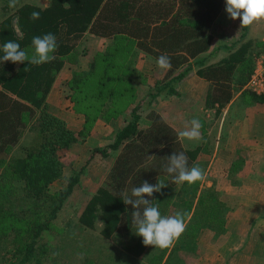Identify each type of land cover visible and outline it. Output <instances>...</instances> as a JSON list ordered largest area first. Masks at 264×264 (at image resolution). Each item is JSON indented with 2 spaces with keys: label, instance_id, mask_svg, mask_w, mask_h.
Here are the masks:
<instances>
[{
  "label": "trees",
  "instance_id": "1",
  "mask_svg": "<svg viewBox=\"0 0 264 264\" xmlns=\"http://www.w3.org/2000/svg\"><path fill=\"white\" fill-rule=\"evenodd\" d=\"M0 1L4 3L0 15V264H62L54 257L57 251L63 261L68 259L63 264H145L140 257L150 245L145 246L136 234L135 209L123 202V194L131 195L132 188L144 181L167 185L145 196L162 216L186 214L185 231L147 264H169L175 256L177 264H187L202 230L217 236L226 233L229 207L216 181L207 185L206 177L191 185L175 184L166 172L167 157L183 152L189 168L197 165L207 175L208 160L203 155L212 153L214 144L211 148L203 139L186 146L156 108L147 114L150 124L140 127L143 101L137 92L143 76L136 64L141 53L155 60L167 55L171 60L165 80L147 93L149 106L163 93L178 95L176 85L196 70L210 83L205 103L218 116L236 94L245 97L247 104H264V95L245 88L256 58L264 53L263 35L250 36V25L241 26L237 39L227 45L228 54L209 62L206 54L213 44V27L226 0H50L47 6L23 1L15 9L8 6L9 0ZM34 11L40 13L37 20L31 19ZM48 33L55 35L58 45L51 62H3L6 42L18 43L31 57L33 37ZM90 34L110 43L96 53L88 69L76 68L68 80L74 108L87 117L76 131L51 111L48 96L66 63L77 62ZM130 106L131 115L114 141L90 156L92 160L97 151L109 156V148L116 152L106 180L78 221L69 219L48 238L83 171L72 169L67 177L63 154L86 139L98 117L118 118ZM243 163L239 157L232 164L231 180ZM60 179L67 185L53 190ZM99 221L101 236L95 238L90 229H96ZM114 237L124 238L121 246L109 243ZM95 255L98 259H92Z\"/></svg>",
  "mask_w": 264,
  "mask_h": 264
},
{
  "label": "rangeland",
  "instance_id": "2",
  "mask_svg": "<svg viewBox=\"0 0 264 264\" xmlns=\"http://www.w3.org/2000/svg\"><path fill=\"white\" fill-rule=\"evenodd\" d=\"M23 1L40 4L42 6H47L50 3V0H20L19 3ZM3 4L4 3L0 1V15L4 11ZM222 20H230V25H228L230 28L226 30L225 34L227 43H229L227 45H230V43L232 44L240 34L241 21L239 18L235 20L230 19L227 12L223 14ZM217 32H219V30ZM260 34L264 37V19L254 22L252 25H250V36H256ZM88 36L89 37H87L85 41L86 48H84L82 52H79L80 54L77 55V62H68L67 66L64 68V71L60 73V79L57 82L55 91H52L49 99L51 111L64 118L68 122V125L76 131L83 128L87 117L82 112L81 113L83 115L79 114L80 112H77L74 108V102L71 96L72 91L70 90L68 80L73 76V72L74 70H76V68L88 69L89 64L96 56V53L104 50L110 43L109 39L101 37L98 38L92 35ZM156 61L157 60L150 57L148 58L143 53H141L136 64L138 70L143 76L142 82L138 84L139 91L137 92L139 98L143 101V107H141L140 109V127H146L147 124L150 123L147 114L152 108L160 110L164 114L166 119L171 122V124H175L180 132L186 130V128L190 129L191 120L193 118H197L202 124V128L200 131L203 136L204 142H206L205 144L207 145L209 143L211 148H213V144L214 146H217V141L220 140L219 136L222 129L223 131L226 130L228 133L231 130L234 131L236 129V125L240 122V119L242 121L247 120L246 124H250L251 121L253 123L255 122V120L252 119V116H250V114L245 111L247 108V104L246 98L243 96H240L239 98L234 100L230 109L228 110L226 108L225 110H223L222 114L218 116H216L215 114V109H209L207 111L205 110L206 99L203 95L199 97L197 106H193L194 103H191V100H189L188 92L184 93L182 97L181 95L177 94L163 93L159 96V98H156L151 106H149V96L147 95L148 91L151 88H154L159 81H162L163 79L165 80V75L167 74V70L160 69ZM192 84L197 85L199 83L192 82ZM179 88L180 86H178L177 84V91H179ZM200 88V85L197 86L198 90H200ZM64 98L68 99L66 101H68L69 104L64 101ZM259 106H262L261 109L264 111V104ZM251 108L249 109H257L256 107L253 108V106ZM131 109L132 106L126 108L123 115L112 120H105L103 119V117H98V119L94 120L90 134L85 137L86 139L80 140L63 154L64 159L67 163V167L65 168V174L67 175V177L72 174V169H83V171L81 174L80 183L76 185L74 192L65 203L63 209L60 211L58 220L53 225L52 232L48 234V238L52 239L54 236L53 233L59 231L69 219L78 221V216L82 213L84 206L89 202L93 194L97 192L98 188L106 180L112 165L113 157L116 152L113 149L109 148V156H105L100 151H97L94 154L92 160L90 159V156L92 153H94V150L98 148L105 149L114 141L115 133L117 132V130L122 128L127 123L131 115ZM261 114L264 115V112H262ZM261 121L262 122H259L258 126L263 131L264 120ZM203 124H205V126ZM79 126L80 128H78ZM204 131L206 132L203 133ZM242 133H248L249 136H251L255 132L252 131V129H249L244 130V132ZM25 139H27V137ZM182 139L186 146H194L200 142L196 140H188L186 138ZM257 146L254 148L252 147V149H246L247 152H245L246 150L244 148L232 147L220 151V149H217L215 147V151L213 150L212 153L203 155V157L208 160L206 183L209 185L210 182L208 181H216V186L221 191L222 199L227 203L229 207V210L227 212V232L223 235L217 236L213 231L209 229L202 230L199 237L200 240L198 241V248L195 252H192L189 255L187 264H232V262L234 261V256L237 257L236 255L242 252L244 254V251V255L247 256V260L243 261L244 263L241 264H259L257 263L258 261L254 259L255 253H259L262 256V261L259 260V262L264 264V252H256L257 249H254L259 245L256 244L257 237L263 238V244L260 245H264V226H250L254 219H257V217H260L262 215L264 216V211H262L264 210V140L262 141V144H258ZM217 151L219 157H221V159H224V162H228L227 166H225L224 169L226 167L232 166V160L239 159L236 158L237 154L239 156H241V154H243L245 157L247 156L246 159L251 160V165L243 164L242 167H240V169L234 174V176L232 175V180L225 178L223 179L222 175H219V178L221 180H217L218 178L212 179L214 178L212 176L214 174L211 173H215V170L217 169V165H215V159L218 157V154L216 155ZM249 151H253V153ZM255 159H258V162H256V166L261 169V172H257V168H254ZM211 162H213L212 168L210 167ZM245 166L247 169H249L248 172H244L243 174L241 173V170L243 171V168ZM243 175L245 176V179L243 178ZM235 181H238V184H236L237 182ZM66 185L67 181L64 179H60L54 182V184L52 185V189L54 190L63 188ZM256 221L258 222V220ZM97 226L98 227L96 229H90L94 230V235H92L93 237L95 235H97V237L101 236L100 221L97 223ZM234 235H238L240 239L244 236H247V243L242 247L240 244H237L236 241H234L233 243L229 242V238L233 237ZM108 241L110 244L112 243L116 246H121L124 238L120 237L117 239L116 237H114L113 239L110 238ZM84 243L85 242H83L82 245H84ZM239 246L240 248H237ZM159 251V247L150 245L148 247V251L140 257V261L145 264L149 263L152 257L158 254ZM67 252H69V250H67ZM253 252L255 253L253 254ZM59 255H61V251H57L54 257H58L57 260L61 261L62 264L68 261V259L63 261L60 258L62 256ZM95 258L98 259L97 255L92 257V259ZM164 263L165 262H163L162 264ZM177 263L178 262L176 256L169 261V264ZM235 264H237L236 261Z\"/></svg>",
  "mask_w": 264,
  "mask_h": 264
},
{
  "label": "clouds",
  "instance_id": "3",
  "mask_svg": "<svg viewBox=\"0 0 264 264\" xmlns=\"http://www.w3.org/2000/svg\"><path fill=\"white\" fill-rule=\"evenodd\" d=\"M19 2L20 0H9L8 6L15 9ZM226 12L230 19L239 18L241 26H249L264 19V0H226ZM39 17V12L31 13V19L37 20ZM32 44L35 53L29 57L26 51L21 50L18 43L6 42L3 45V62L11 61L18 64L27 61L33 65H41L55 59V56L51 54L57 50L58 45L56 37L52 33L45 34L43 37H33ZM156 63L163 70H169L172 67L171 60L167 55L159 56ZM190 123L191 128L179 132L178 136L188 140H203L200 120L193 118ZM167 159L166 172L173 176L175 184L187 182L191 185L206 178V173L201 167L194 165L189 168L188 159L183 152H175ZM166 186L160 180L155 185L144 181L141 186L132 188L131 195L123 194V202L135 209L132 212V223L137 227L136 234L143 237L145 246L169 248L185 231V213L178 212L174 216H162L159 208L153 206L150 200L145 199L146 195L151 197L154 193L161 192Z\"/></svg>",
  "mask_w": 264,
  "mask_h": 264
},
{
  "label": "crops",
  "instance_id": "4",
  "mask_svg": "<svg viewBox=\"0 0 264 264\" xmlns=\"http://www.w3.org/2000/svg\"><path fill=\"white\" fill-rule=\"evenodd\" d=\"M225 12H226V3H225V7L223 8V11L221 12L220 16L217 18V20H216V22L214 24V27H213V35H214L213 44H212V47L209 50V52L206 54V55H208L209 62L219 61L221 58H223L224 56H226L228 54V50L229 49H228V47L226 45L229 44V43H227V38L225 37V34H226V30H228L230 28L228 26V25H230V20H226V21L222 20L223 14ZM218 30H219V32H217ZM90 36H91V34H90ZM92 36H94V35H92ZM96 37H98V36H96ZM67 64L68 63H66V65L63 67V69L60 71V73H62L64 71V68L67 66ZM60 73L57 76V79H56L55 83L53 84V87H52V89H51V91L49 93L48 101L50 99V94L52 93V91L53 90L55 91L57 82L60 79ZM190 76H192V77H190ZM192 82L193 83H195V82L197 83L198 82L199 84L194 85V84H192ZM209 84H210L209 81H207L206 79L202 78L196 72V70H193V72L191 71V73H189L183 81L178 83V86H180L179 91H178L179 92L178 95H181V97H182V95H184V93L188 92L189 100H191V103H194L193 106H197V102H198L199 97H201L203 95L205 97V99H206V96H207V93H208V90H209ZM199 85L201 86L200 90L197 89V86H199ZM239 97H240V94H236L235 97L233 98V100L225 108H223V110H225L226 108L229 110L231 105H232V103L234 102V100H236ZM157 98H159V96ZM66 100H68V99L64 98V101L69 104V102L66 101ZM259 105H263V104H261V103L247 104V108L245 110V111H247L248 114H250V116H252V119L255 120L254 123L251 121L250 124H246L247 120H243L242 121L240 119V122L236 125V127H235L236 129L234 131L231 130L228 133L226 130L223 131V129H222L221 130V134L219 136L220 140L217 141L218 144L215 147L217 149H220V151H222L223 149H226V148L229 149V148H232V147H234V148L235 147L244 148L246 150L248 148L252 149V147L254 148L258 144L259 145L262 144V141L264 140V129L262 131V129L259 128L258 125H259V122H262L261 120H264V115L261 114L264 111L261 109L262 106H259ZM252 106H253V108L256 107L257 109L250 110L249 108H251ZM205 108H206L205 109L206 111L210 109V108H207V107H205ZM223 110H222V112H223ZM215 112H216V109H215ZM79 114L83 115L82 113H79ZM169 123H171V122H169ZM252 123H253V125H252ZM256 123H257V125H256ZM149 124H147V126ZM172 125L180 132V130L175 126V124H172ZM78 128H80V126ZM249 129H252V131L255 132L253 135H251L253 137L249 136L248 133L247 134L242 133V132H244V130H249ZM222 135H223V137H222ZM257 147H259V146H257ZM215 149H214V151H215ZM245 152H247V150ZM249 152L253 153V151H249ZM217 154H218V151H217L216 155ZM238 156L239 155L237 154L236 158H239V157L243 158V160H244L243 164L244 165H251V160H247L246 159L247 156L245 157L243 154H241V156H239V157ZM235 161H236V159L232 160L231 164L235 163ZM254 161H255L254 168H257V171L261 172L260 171L261 169L256 166V164H257L256 162H258V159H255ZM227 163H226V161L224 162V159H221V157H219V154H218V157L215 159V165H217V169L215 170V173H211V174H214V175H212L214 177L212 179H217L218 178L217 180H219L220 179L219 175H222L223 179L225 178V179H229L230 180V178H229L230 172L229 171H230V168L232 166L226 167L224 169V167L227 166ZM212 164H213V162H211V165H210L211 168H212ZM245 168H246V166L243 168V171L241 170V173L244 174V172H248L249 168L248 169L247 168L245 169ZM243 178L245 179L244 175H243ZM213 181L214 180L208 181V182H210L209 185H211L213 183ZM256 209H258V208H256ZM262 211H264V210H262ZM262 219H264L263 215L260 216V217H257V219H254L252 221V224H250V226H252V225L256 226V227L264 226V220H262ZM256 220H258V222ZM247 239H248L247 236H244L243 238L240 239L238 235H234L233 237L229 238V242L233 243L234 241H236L237 244H240L243 247L247 243ZM262 239H263L262 237H260V238L257 237L256 244H259V245L254 248L255 250L257 249L256 252H260V253L264 252V245H260V244H263L262 243V241H263ZM237 248H240V246L237 247ZM147 251H148V249H147ZM254 253L255 252H253V254ZM244 254H245V251H244ZM244 254L242 252V253H238L236 255L237 257L234 256V261L232 262V264H235V261H236L237 264L244 263L243 261L247 260V256L244 255ZM203 255H204V253H203ZM254 259H256L258 261L257 263L262 264V263L259 262V260L262 259V256L259 253H255L254 254Z\"/></svg>",
  "mask_w": 264,
  "mask_h": 264
},
{
  "label": "built area",
  "instance_id": "5",
  "mask_svg": "<svg viewBox=\"0 0 264 264\" xmlns=\"http://www.w3.org/2000/svg\"><path fill=\"white\" fill-rule=\"evenodd\" d=\"M245 88L256 94L264 95V53L256 58L255 68Z\"/></svg>",
  "mask_w": 264,
  "mask_h": 264
}]
</instances>
